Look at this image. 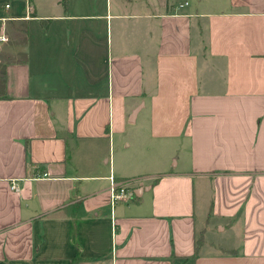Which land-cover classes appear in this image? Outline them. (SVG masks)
I'll list each match as a JSON object with an SVG mask.
<instances>
[{"label": "crops", "instance_id": "0c3cea01", "mask_svg": "<svg viewBox=\"0 0 264 264\" xmlns=\"http://www.w3.org/2000/svg\"><path fill=\"white\" fill-rule=\"evenodd\" d=\"M73 263L264 264V0H0V264Z\"/></svg>", "mask_w": 264, "mask_h": 264}, {"label": "built area", "instance_id": "2783aa9c", "mask_svg": "<svg viewBox=\"0 0 264 264\" xmlns=\"http://www.w3.org/2000/svg\"><path fill=\"white\" fill-rule=\"evenodd\" d=\"M188 4V2H186ZM181 4L180 6H183ZM10 4H6V7H9ZM129 183L126 182H114L113 180V188H112V202L116 203L119 200H132L135 198V194L132 188L129 187Z\"/></svg>", "mask_w": 264, "mask_h": 264}, {"label": "trees", "instance_id": "16d2710c", "mask_svg": "<svg viewBox=\"0 0 264 264\" xmlns=\"http://www.w3.org/2000/svg\"><path fill=\"white\" fill-rule=\"evenodd\" d=\"M62 3L64 4L65 7H67V0H62Z\"/></svg>", "mask_w": 264, "mask_h": 264}, {"label": "rangeland", "instance_id": "374dc122", "mask_svg": "<svg viewBox=\"0 0 264 264\" xmlns=\"http://www.w3.org/2000/svg\"><path fill=\"white\" fill-rule=\"evenodd\" d=\"M4 1V0H3ZM20 0H13L14 4H18Z\"/></svg>", "mask_w": 264, "mask_h": 264}]
</instances>
